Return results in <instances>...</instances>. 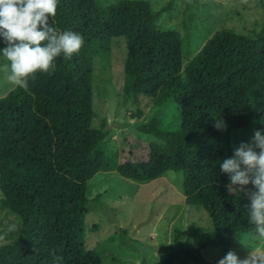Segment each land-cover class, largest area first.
<instances>
[{
    "label": "trees",
    "instance_id": "1",
    "mask_svg": "<svg viewBox=\"0 0 264 264\" xmlns=\"http://www.w3.org/2000/svg\"><path fill=\"white\" fill-rule=\"evenodd\" d=\"M199 2L188 0L185 12ZM169 6L59 0L55 26L81 33L84 46L70 60L58 58L52 75L30 81L28 92L14 87L0 97L1 205L20 225L0 244V264H52V249L64 264H102L86 246L88 229L96 228L86 223L87 186L99 171L117 170L140 182L166 171L183 173L186 205L204 212L212 226L199 247L185 243L175 228V250L165 264H173L176 253L196 264H218L203 256L206 242L230 246L254 231L244 208L248 201L228 192L229 176L219 163L233 155L234 130H264V25L257 37L228 28L211 32L186 61L182 32L160 23ZM120 36L128 49L125 91L153 98L156 110L174 109L179 123L170 125L171 115L154 113L138 126L158 139L150 143L148 158L117 164V152L106 142L111 124L102 119L93 125L92 77L96 55L111 50ZM220 116L224 131L214 127Z\"/></svg>",
    "mask_w": 264,
    "mask_h": 264
},
{
    "label": "rangeland",
    "instance_id": "2",
    "mask_svg": "<svg viewBox=\"0 0 264 264\" xmlns=\"http://www.w3.org/2000/svg\"><path fill=\"white\" fill-rule=\"evenodd\" d=\"M105 4L116 0H103ZM156 8L168 5L160 23L168 29H177L184 35L186 61L198 52L211 32L224 28L236 33L257 37L264 25V0H199L193 9L185 12L188 0H150ZM111 50L100 52L94 61L92 89L95 116L93 125L102 119L111 124L108 146L117 152L116 163L147 159L149 145L157 141L153 134L139 131L156 112L172 116L170 125L176 126L179 118L175 110H156L153 98L128 94L124 88L125 37H114ZM3 41L0 37V49ZM14 87L0 74V97ZM169 121V120H166ZM258 129L255 125L232 132L233 150L252 137ZM247 187L251 188L249 184ZM87 195L90 211L86 215L88 228L86 246L93 249L102 264H165L175 248V228H180L181 239L199 247L203 234L212 226L202 211L189 208L183 191V173L166 171L161 177L140 182L121 176L117 170L99 171L88 182ZM3 191L0 188V232L11 224H19L17 217L1 205ZM254 231L244 232L233 245H217L206 242L203 256L218 263L229 250L244 258L248 250L264 253V241L251 238ZM9 240V234L0 244ZM248 244L247 249L241 242ZM173 264H196L191 258L176 253Z\"/></svg>",
    "mask_w": 264,
    "mask_h": 264
},
{
    "label": "clouds",
    "instance_id": "3",
    "mask_svg": "<svg viewBox=\"0 0 264 264\" xmlns=\"http://www.w3.org/2000/svg\"><path fill=\"white\" fill-rule=\"evenodd\" d=\"M58 4L59 0H0V37L5 45L0 49V74L13 87L28 92L30 81L39 74L52 75L58 58L70 60L84 46L81 33L55 26ZM214 127L224 131L227 124L220 116ZM219 170L229 176L228 192L241 193L248 201L244 205L248 223L255 226L251 238L264 241V130L256 129L249 141H242L233 150L231 157L220 160ZM19 227L16 223L9 225L0 232V241L19 231ZM241 243L249 249L248 244ZM50 255L52 264H64L56 249ZM218 264H264V253L248 250L241 258L229 250Z\"/></svg>",
    "mask_w": 264,
    "mask_h": 264
}]
</instances>
